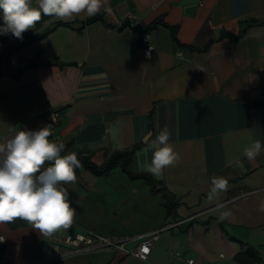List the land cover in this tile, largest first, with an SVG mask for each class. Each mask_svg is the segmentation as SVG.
Wrapping results in <instances>:
<instances>
[{
	"label": "crops",
	"instance_id": "1",
	"mask_svg": "<svg viewBox=\"0 0 264 264\" xmlns=\"http://www.w3.org/2000/svg\"><path fill=\"white\" fill-rule=\"evenodd\" d=\"M94 16H54L23 39L0 35V143L13 129L38 130L57 110L49 139L64 142L65 154L101 166L133 150L131 171L161 182L176 207L167 215L162 193L118 167L103 176L80 167L65 185L73 224L53 235L120 240L160 231L149 256L77 254L32 225L0 222V264H264V152L251 161L242 155L252 140L264 142V0H107ZM155 20L176 27L180 45L162 24L147 29ZM165 126L181 159L157 179L143 170L152 153L142 149ZM213 176L229 188L209 202Z\"/></svg>",
	"mask_w": 264,
	"mask_h": 264
},
{
	"label": "clouds",
	"instance_id": "2",
	"mask_svg": "<svg viewBox=\"0 0 264 264\" xmlns=\"http://www.w3.org/2000/svg\"><path fill=\"white\" fill-rule=\"evenodd\" d=\"M107 0H39L38 7L31 0H0L3 24L0 35L9 33L23 39V33L35 28L42 13L61 19H71L81 14L94 16ZM106 11L110 9L105 8ZM0 143V222L11 223L17 218L28 222L43 236H52L60 229L72 226L75 209L65 187L77 180L76 169L81 167L75 151L65 152L64 142L50 140L51 125L38 130L19 127ZM171 132L164 127L142 151H151V161H145L143 170L160 179L165 169L180 162V153L172 144ZM264 152V142L252 140L243 148L242 155L249 161ZM48 165L45 167V165ZM229 188L223 176L211 177L207 193L209 202L217 199ZM224 204H218L219 211ZM223 212L220 219L228 216Z\"/></svg>",
	"mask_w": 264,
	"mask_h": 264
},
{
	"label": "built area",
	"instance_id": "3",
	"mask_svg": "<svg viewBox=\"0 0 264 264\" xmlns=\"http://www.w3.org/2000/svg\"><path fill=\"white\" fill-rule=\"evenodd\" d=\"M142 46L145 57H150L152 52V46L147 36L142 35ZM59 111L51 110L45 114V116L40 120L39 125L40 128L43 126L51 125V138H53V131L55 127L58 125L59 120ZM160 231L148 232L147 234H139L135 235L131 238H124L120 240H110L105 239L102 236L95 234L94 232H83L77 233L74 236H63V238H58L54 235L46 236V241L55 242L58 246H66L74 253L79 252H92L93 250H101L106 248H113L115 250L122 251L125 254H131L134 257L136 256L139 259H146L149 256L151 251V246L158 239ZM0 238V243H1ZM127 241L136 242L134 250L129 252L124 249L123 245ZM176 259L185 260V256L179 252L172 254ZM188 264H192L193 261L190 259H186ZM28 264H41V261H36V263H28Z\"/></svg>",
	"mask_w": 264,
	"mask_h": 264
},
{
	"label": "trees",
	"instance_id": "4",
	"mask_svg": "<svg viewBox=\"0 0 264 264\" xmlns=\"http://www.w3.org/2000/svg\"><path fill=\"white\" fill-rule=\"evenodd\" d=\"M0 15L2 16V13H0ZM51 17H54V16H46L42 13L41 20L37 23H40L42 20L49 19ZM98 18H99V16H92L91 18L88 19V21L96 20ZM157 24H162L164 27H167L160 20H155V22L152 23L147 29H154ZM167 28L170 29V35L172 36V39L178 45H180L177 42L176 35H175L176 27H170L169 26ZM242 33L243 32H241V34ZM132 151L133 150L121 151V152L114 153L110 157H108L107 160L101 166H96L95 164H93L90 161L89 158H87L81 154H78V159L81 162V167H83L87 171H90L92 174H94L96 176H103L104 174H107L110 171H112L118 167L127 175V177L129 179H142V180H144L145 183L148 184L151 192L156 193V194L162 193V196L164 198V202L162 203V205L166 208V214L170 215L176 207L174 202H172L171 195L162 186L161 182L159 183L158 181L154 180L153 178H151L148 175L136 174L133 171H131L129 163H130ZM64 154H65V152L62 153V155H64ZM47 166L48 165L46 164L45 167H47ZM78 170H79V168L76 169V174H77ZM4 223L7 224L10 228H20V226H31L28 222H26L22 219H19V218H17L16 220H14L11 223H8V222H4ZM1 251H2V249L0 248V253H1Z\"/></svg>",
	"mask_w": 264,
	"mask_h": 264
},
{
	"label": "water",
	"instance_id": "5",
	"mask_svg": "<svg viewBox=\"0 0 264 264\" xmlns=\"http://www.w3.org/2000/svg\"><path fill=\"white\" fill-rule=\"evenodd\" d=\"M246 21H247L246 18H242V19L240 20V23H244V22H246Z\"/></svg>",
	"mask_w": 264,
	"mask_h": 264
}]
</instances>
